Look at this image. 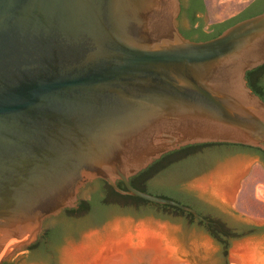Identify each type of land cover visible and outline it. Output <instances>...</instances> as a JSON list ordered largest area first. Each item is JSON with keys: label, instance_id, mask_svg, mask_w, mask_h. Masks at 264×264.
Returning <instances> with one entry per match:
<instances>
[{"label": "water", "instance_id": "1", "mask_svg": "<svg viewBox=\"0 0 264 264\" xmlns=\"http://www.w3.org/2000/svg\"><path fill=\"white\" fill-rule=\"evenodd\" d=\"M179 12V0H0V264L98 179L207 224L129 179L188 145L264 152V101L245 79L264 64V11L205 41L179 32Z\"/></svg>", "mask_w": 264, "mask_h": 264}, {"label": "rangeland", "instance_id": "2", "mask_svg": "<svg viewBox=\"0 0 264 264\" xmlns=\"http://www.w3.org/2000/svg\"><path fill=\"white\" fill-rule=\"evenodd\" d=\"M250 1L252 0H205L206 10L203 16H201L203 23L207 26L210 22H217L228 18ZM195 152V156L191 159L192 162L190 161V164H187L189 168L184 167L181 169L183 173H181L180 176L173 179L171 176L174 170H168L157 177L156 180L150 182L147 188L153 193H160L168 197L190 201L189 199L187 200L185 195L178 189V184L186 182V188L189 192H192V194L205 198L211 204L222 210L237 212L238 219L257 227L264 226V166L258 162L254 154L250 151L220 147L198 149ZM215 164H217V166H215L216 168H213L212 172L204 175V173L210 170L212 166L214 167ZM236 172H238V177L234 182L233 189L230 191L227 202L215 198L212 195V187L210 184L215 182L220 174L226 175L228 173V175H232ZM204 186H208V189L204 190ZM98 187L99 185L92 186L82 199L89 200V191L94 192ZM121 201V207L123 209L115 211L114 213L123 217L110 225V228L107 227L103 229L105 231H103V234H98L95 230L88 231L84 235L83 245H79V247L70 246L61 252L59 264H74L66 258V253L68 251L78 249L94 241H98L100 244L104 243L108 236L114 231L113 229L115 226H118L119 229L124 232H127V229H129L128 232L131 233L132 236H137L138 228H140L142 224L150 228L153 226L152 230H166L169 239H172H168V245L177 250L180 256L185 255V253L187 254L186 247H190L194 258L198 259L199 264H223V260L214 255L216 249L212 245H209L207 239H200L196 242L191 241L186 244L183 237H178L179 233L184 232L183 227L186 225V220L182 214L172 212L171 209L159 208L150 203L136 202L128 199H121ZM59 220H61V218L54 221L56 222ZM162 220L163 222H160ZM171 241L174 243L173 246L169 243ZM251 242L259 246V250H261L264 257V236L254 238ZM248 243L249 242H244L241 244ZM136 244L137 240L134 239L133 246L127 247L124 253L125 261L121 264H154L153 261L156 255L153 250L150 248H141V246H136ZM236 245H238L237 242H233L229 247L230 251H232ZM35 258L36 256L30 253L25 255L20 253L11 264H27ZM226 260L228 264H233L228 254ZM177 264L185 263L179 262Z\"/></svg>", "mask_w": 264, "mask_h": 264}, {"label": "flooded vegetation", "instance_id": "3", "mask_svg": "<svg viewBox=\"0 0 264 264\" xmlns=\"http://www.w3.org/2000/svg\"><path fill=\"white\" fill-rule=\"evenodd\" d=\"M179 3L180 12L176 18V26L179 32L191 41H205L214 38L229 26L264 11V0H252L230 17L217 22H210L205 26L201 18L206 10L205 0H179ZM199 35H203L206 39H200ZM216 147L250 151L254 154L258 162L264 166V156L254 147L230 143L194 144L181 147L161 156L160 159L154 161L150 165L155 166L151 173L144 179L138 178V183L132 185V187L135 186L153 195L165 196L160 193H153L147 188V185L168 170H174L171 177L173 179L177 178L183 173L181 169L188 167L187 164H190L191 159L196 154V150ZM215 166H217V164L206 171L204 175L212 172V169L216 168ZM97 182L99 183V187L94 192L89 191V200L78 199L76 208L63 210L65 215L61 220L56 222H45L42 234L38 237L37 241L25 249L31 255L36 256L35 259L27 264H59L61 252L70 246L79 247V245H83L84 235L88 231L95 230L98 234H103V229L107 227L110 228V225L123 217L114 213L115 211L123 209L121 207V198L114 195L117 192L105 181L98 179ZM115 185L125 190L124 184L121 181H116ZM178 189L185 195L187 200L189 199L190 201L180 200L174 197H172V199L194 209L200 216L208 221L206 224L199 221L188 212L182 211L183 213H179L184 216L186 225L183 227L184 232L179 233L178 237H183L186 244L191 241L196 242L200 239H208L211 241V245L216 249L214 255L223 260L221 245L216 241L215 236L223 237L230 245L239 238H257L264 236V231L256 229L258 228L257 226L238 219L237 212L222 210L211 204L205 198L189 192L186 188V182L178 184ZM119 195L128 197L127 195ZM93 200L98 204L94 210L91 209L90 205ZM159 208L163 209V207ZM190 217L193 218L192 222L190 221ZM160 222H163V220ZM233 234L237 235V237H232ZM186 250L187 254L194 257L190 247H186Z\"/></svg>", "mask_w": 264, "mask_h": 264}, {"label": "bare ground", "instance_id": "4", "mask_svg": "<svg viewBox=\"0 0 264 264\" xmlns=\"http://www.w3.org/2000/svg\"><path fill=\"white\" fill-rule=\"evenodd\" d=\"M237 177L238 172L232 175H228V173L218 175L215 182L210 184L212 195L227 202ZM207 187L204 186L203 189L206 190ZM141 227L138 228L137 236H132L128 232L129 229L124 232L118 226H115L114 231L104 243L100 244L98 241H94L78 249L68 251L66 258L74 264H121L125 261L124 253L127 247L133 246V241L136 239V246L153 250L156 255L153 261L154 264H167L168 257L174 252V249L167 243L169 239L168 232L166 230H152V227ZM169 243L170 245L174 244L173 241ZM258 250L259 246L256 244H238L231 251L230 260L233 264H264V257Z\"/></svg>", "mask_w": 264, "mask_h": 264}, {"label": "trees", "instance_id": "5", "mask_svg": "<svg viewBox=\"0 0 264 264\" xmlns=\"http://www.w3.org/2000/svg\"><path fill=\"white\" fill-rule=\"evenodd\" d=\"M200 39H206L203 37V35H199ZM245 79L247 81V86L252 90V92L257 95L260 99H262V101H264V64L251 70V71H248L246 73V76H245ZM256 150L258 152H260L263 156H264V152L261 151L260 149L256 148ZM155 166H148L145 170L141 171L140 173H138L136 176H133L130 178V185H136L138 182H137V179L138 178H146V176L151 173V171L154 169ZM133 188L139 190V191H142L144 193H148V192H145L144 190L142 189H138L136 188L135 186H133ZM115 193V192H114ZM150 194V193H148ZM114 195L120 197L121 199H128V200H132V201H136V202H143V203H149L147 201H144L142 199H139V198H136V197H131V196H128V197H124V196H120L119 194L115 193ZM153 195V194H151ZM157 196V195H155ZM160 197H164V198H169V199H172V197H167L166 195L165 196H160ZM174 200V199H173ZM150 204H153V203H150ZM91 205V209L94 210L98 204L95 202V201H92L90 203ZM153 205H156V206H159V207H163L164 209H171L173 210V212L175 213H183L181 210L175 208V207H172V206H167V205H158V204H153ZM190 221L192 222L193 221V218L190 217ZM258 230H261V231H264V226H261V227H258L256 228ZM232 237H237V235L233 234ZM215 239L216 241H218L221 245V253H222V256H223V264H228L227 263V254H228V249L230 247V244L228 241H226V239H224L223 237H218V236H215ZM219 264V263H217Z\"/></svg>", "mask_w": 264, "mask_h": 264}, {"label": "crops", "instance_id": "6", "mask_svg": "<svg viewBox=\"0 0 264 264\" xmlns=\"http://www.w3.org/2000/svg\"><path fill=\"white\" fill-rule=\"evenodd\" d=\"M28 253H29V252H28V251H26V252H23L22 254H24V255H25V254H28ZM132 264H133V263H132Z\"/></svg>", "mask_w": 264, "mask_h": 264}]
</instances>
